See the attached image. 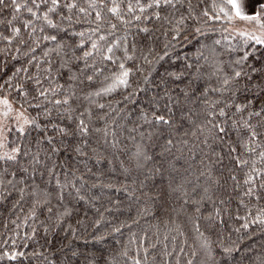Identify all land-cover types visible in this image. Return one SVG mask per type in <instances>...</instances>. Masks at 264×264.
<instances>
[{
	"label": "trees",
	"instance_id": "1",
	"mask_svg": "<svg viewBox=\"0 0 264 264\" xmlns=\"http://www.w3.org/2000/svg\"><path fill=\"white\" fill-rule=\"evenodd\" d=\"M67 2L76 3L77 8L69 12L63 7ZM89 2L62 0L61 7L49 14L59 28H66L67 32L49 28L42 19L30 16L23 9L19 13L11 7L0 9V34L11 38V43L0 38V86H3L0 97L9 98L19 108L21 105L27 107L24 97L16 89L28 74L39 75L44 87L60 83L67 93L75 91L76 95L70 102L74 109L70 112L73 118L87 108L92 115L91 118L85 115L84 119L90 126L111 130L120 125L115 127L120 140L118 148L105 143L102 133L92 132L84 147L87 155L61 151L54 154L52 160L45 156L47 145L36 143L43 133L32 131L28 137L20 136L16 131L9 134V149L11 142L20 143L25 149L31 148L33 154L39 152L41 160L46 163L32 165L29 163L31 154L21 157L20 164L0 161V264H134V257L141 258V264H161L156 249L152 248L154 244L161 251L167 245L172 253L165 257L168 264H177L178 261L186 264L188 259H193V264H259V258L264 257V225L250 224L247 229L241 225L246 222L243 217L249 212V219L256 216L264 219V211H260L264 201L257 202L243 196L246 187L243 180L250 168L236 167L233 156L239 154L248 158L250 164L257 158L255 155L248 157L238 143L237 138L243 133L232 128V120L226 124L228 136L223 140L210 139L211 147L202 141L213 134L207 129L201 134L198 128L205 123L203 112L210 110V104L220 97L211 89L219 87L233 71L242 69L246 76L252 77L249 84L264 85V45L233 35L228 30L232 12L228 0H192L190 17L185 0L184 6H177L176 10H159L161 20L137 21L131 25L112 17L107 8H89ZM48 6L42 5L38 15H42ZM121 7L126 11L125 5ZM80 8L86 11L81 13ZM97 11L117 24L115 31H111L108 24H103L99 32H93L97 27ZM204 12L208 15L205 16ZM61 16H70L72 20L60 19ZM181 16L189 18L183 25H177L176 21ZM25 24L29 27L26 28ZM14 27L20 28L18 36L13 35ZM143 27H147L149 32L139 31ZM177 27L180 28L176 33L179 39H172ZM79 32H84V36L78 35ZM49 34H56L57 42L49 43L42 39ZM99 35L106 39L99 40ZM115 41L121 44L115 52L120 59L111 63L103 59L102 52L106 45ZM92 42L97 43L101 51L89 57L88 62L102 71L90 86L76 87L69 77L79 75L77 69L84 67V61L77 60V57H81L84 51H95L90 48ZM81 43L83 48L78 47ZM125 45L133 56L132 60L122 59ZM144 56H148L151 64L145 62ZM244 57L246 59H242ZM49 61L52 68L50 79H44L43 69ZM121 62L134 73L129 77L130 87L121 86L103 94V90L121 74L118 67ZM18 68H28V73L17 75ZM87 74H93L92 67L87 69ZM193 76L199 79L193 80ZM70 83L73 85L71 88ZM30 87L34 85L30 84ZM202 89L208 90L207 97L200 95ZM90 91H100L102 95L85 99V93ZM185 91L190 96L194 94L193 102L185 98ZM257 92L258 89L252 88L239 95L238 99L251 100L253 105L262 106L264 92L258 95ZM34 94L30 93L29 99ZM169 100L172 103L165 107ZM99 104L106 105L105 109H100ZM51 107L47 103L27 107V114L38 116L42 125H49L43 111ZM188 109L193 110L192 119H182ZM145 112L149 120H152L153 112L165 115L172 120L174 127L146 122L141 115ZM236 119H240V114ZM244 119H247L246 114ZM51 121L62 126L73 125L72 120L58 117L55 111ZM133 128L136 131H131ZM170 138L176 146L167 152L165 145ZM181 140L187 141V147L179 143ZM229 145L236 147L237 153L230 155ZM138 151L144 155L137 156ZM54 163L55 172L49 175L45 168ZM21 165L28 168V173L21 171ZM256 167L264 170V161L257 160ZM34 168L44 171V176ZM29 174L34 179H30ZM232 175L239 183L230 179ZM57 179L60 185L67 186L63 189L62 202L57 198ZM35 184L40 187L34 197L30 193ZM178 185H183V188L173 192L172 187ZM21 187H25L23 197L19 191ZM204 188L209 189L207 195L212 196L216 205L207 200ZM77 189L83 200L77 198ZM44 190L50 195H46ZM201 196L205 197L201 213L207 216L219 206L225 221L210 228L204 219H200L203 236L195 230L200 213H194L190 204H183L184 199L199 200ZM220 199L225 201V205L219 204ZM241 199L247 208L240 205ZM145 208L147 211L143 212ZM237 215L242 219H235ZM133 218L139 223H132ZM128 224H131L130 228ZM117 228L120 231H115ZM237 228L240 230L236 231ZM205 243L210 247L202 248ZM180 248L184 249L183 253ZM225 248L233 249L232 253L225 254ZM146 250L149 253L147 260L142 259ZM193 251L197 253L195 258L191 256ZM10 256H15V259H10Z\"/></svg>",
	"mask_w": 264,
	"mask_h": 264
},
{
	"label": "snow or ice",
	"instance_id": "2",
	"mask_svg": "<svg viewBox=\"0 0 264 264\" xmlns=\"http://www.w3.org/2000/svg\"><path fill=\"white\" fill-rule=\"evenodd\" d=\"M228 2L229 4H231L232 8L237 9L236 17L238 19L248 21L259 20V12L252 15H245L240 10V7L238 6L236 0H228ZM122 4L126 6V11L121 7ZM184 4L185 0H119V2H117V0H99V2L98 0H90L88 7L92 9H96L98 6L101 9L107 8V11L111 13L112 17H115L123 24L131 25L137 21L146 22L153 19L161 20L162 17L161 12L159 10L168 8L176 10L177 6L183 7ZM187 4L189 6L188 12L190 17L192 11V0H187ZM42 5L49 6L47 7V10L43 12L42 15H38ZM61 5L62 0H22V2L21 0H0V9L11 7L15 13H19L21 9H23L30 16L36 19H42L49 28L67 32L68 30L66 28L60 29L59 25L55 23L53 18L49 15L50 13H55L56 10L61 7ZM63 7L70 12L72 9L77 8V4L74 2H67L63 3ZM79 11L83 13L86 11V9L80 8ZM221 11H223V9H221ZM137 12H139V15L136 14ZM128 14L132 15L125 19L124 17L128 16ZM204 15L207 16L208 13L204 12ZM225 15L228 14L225 13ZM189 17L181 16V18L176 21L177 25H183L184 21ZM13 18L15 19V17ZM60 19H67L71 21L72 17L61 16ZM209 19L213 18L209 17ZM215 19H219V17H216ZM229 20H231V17H229ZM95 22H97V27L93 30L94 33L99 32L103 24H108L111 31H115L117 28V24L111 23L109 20H107L106 17L103 16L100 11L96 12ZM169 23H171V21H169ZM9 24L11 25V21H9ZM25 27L27 28L29 27V25L25 24ZM260 27H264V24H260ZM34 30L35 29H33V31ZM12 31L13 35L18 36L20 33V28L14 27ZM41 31H43V29H41ZM139 31L148 33L149 29L147 27H143L139 28ZM179 31L180 28L177 27L175 29V32L173 33L172 39H179V36L176 35V33H178ZM197 31H199V29H197ZM78 35L83 37L84 32H79ZM241 35H243V33H241ZM0 38L7 40L9 43H11V38L8 36H3L2 34H0ZM42 39L49 43L57 42V35H45L42 37ZM98 39L103 41L106 39V37L104 35H99ZM248 39H254L257 44H264V40H261L259 37L250 36L248 37ZM216 43L219 44L220 42L216 41ZM60 47L63 48V45H60ZM78 47L83 48V43L79 44ZM120 47V41L110 42L108 45H106L102 52L103 59L111 63H116L117 59L120 58L115 56V52L116 50L120 49ZM90 48L95 51H84L81 57H77V60L82 59L84 61V67L77 69L79 75L73 74L69 77L70 81L75 82L76 87L90 86L94 83L95 76L98 75L100 71H102V69L96 68L94 65H91L88 62L89 57H94L96 52L101 50L95 42L91 43ZM133 48H135V45H133ZM17 51H19V49H17ZM32 51L34 52L35 48H33ZM149 51H151V49H149ZM45 56H47V53H45ZM32 59L34 60L35 57H33ZM122 59H133V56L129 53L128 47L126 45L124 47V56ZM143 59L146 63L151 64V61L148 59V56H144ZM242 59H246V57ZM29 63H31V61H29ZM237 63L239 64L241 63V61H237ZM47 64L48 66L43 69L45 73L44 79H50L49 74L52 71L51 62L49 61L47 62ZM36 67L37 69H39L40 65L37 64ZM89 67L93 68V74H87V69ZM118 67L122 70L121 74L116 77L114 83L110 87L105 88L103 90V94L111 93L114 89L121 86L124 88L130 87L129 77L134 73L131 71V69L126 68L125 63L123 62L119 63ZM189 67H191V65H189ZM137 71H140V69L137 68ZM21 72L27 74L28 68L16 69L17 75H19ZM196 79H199V77L193 76V80ZM251 79L252 77L250 75L246 76L242 69L235 70L233 71L230 77H225L223 79L219 87L212 88L211 91L218 92L220 94V97L214 103L210 104V110L203 112V115L205 117V123L201 124L198 130L201 134H203L205 129H207L208 133L213 134L210 136V138H206L202 141L204 145L211 147L210 139L223 140L225 136H228L226 124L228 120H232V128L236 129L238 132L243 133V136L238 137L237 140L240 146L244 148L248 157H252L253 155H255L258 161H264V105L255 106L253 105L251 100L245 102L238 99L239 95L244 94L252 88L258 89L257 95L260 92H264V85L249 84L248 81H251ZM30 84L34 85V87H30ZM229 85H231V87H229ZM2 87L3 86H0V88ZM69 87L71 88L73 87V85L70 83ZM16 90L20 93L21 96L24 97V103L27 105V107H39L43 103L52 105L51 108H45L43 111V115L48 118L49 125L51 127H49V125H42L39 122L38 116L25 115V113H27V107H24V105H21L23 111L16 117L17 124L14 126L15 131L23 137L30 136L32 131H38L43 133L42 136L37 138L36 143L37 145H47V149L45 151V156L47 160H52L53 155H58L61 151L76 153L80 156L87 155V153L84 152V147L88 144V140L86 138L89 137L92 132L102 133L105 143L110 144L114 149L118 148L120 140L117 137L115 127H120V125H115L114 121L113 124L115 125V127H113L111 130L108 127H104L103 129H101L99 127L90 126V124L84 119L85 115H87L89 118H91L92 115L90 109L87 108L84 111L80 112L75 118H73L70 115V112L74 111V109H72L70 102L75 97L76 93L75 91H73L71 94L67 93L63 84L57 83L55 86L49 85L48 87H44L39 75L28 74L26 78H24L23 83H21ZM33 92L35 94L31 95V99H29L30 93ZM207 92V89H202L200 95L203 97H207ZM100 95H102L100 91H90L85 93L84 98L91 100L92 96ZM184 96L188 100V102H193L195 99L194 94L190 96V93L188 91L184 92ZM164 98L165 97H161V99ZM125 99H127V96H125ZM32 101H36V103L33 104ZM2 103L4 104L5 108L8 109V111H11V106L7 99H4ZM153 103L154 106L157 103L155 101V98ZM171 103L172 101L169 100L165 107H168V105ZM98 107L100 109H105L106 105L99 104ZM53 111L57 113L58 117L64 116L69 120H72L73 125L69 127L67 125L62 126L53 123L51 121ZM237 114H240V119H236ZM245 114L247 116V119H244ZM4 115L5 117H7L8 112L6 111ZM104 115H106V113ZM141 115L146 122L152 123L154 121V123L157 125L163 124L169 126L170 128L174 127L172 120L166 117L165 115L153 112L152 120L148 119V114L146 112L142 113ZM192 115L193 110L188 109V112L185 114V116L182 117V119L191 120ZM103 118L104 117L102 115V119ZM21 120H23L22 124L19 123ZM12 130L13 129L9 128L7 125H5L4 128H0V148L9 149V142L6 132H11ZM131 131H136V129L133 128ZM192 135H195V133H192ZM73 140H75V143L72 142ZM179 143L187 147V141L181 140ZM175 146L176 144L174 140L170 138L166 141L165 151L171 152L172 148ZM228 151L231 155L237 153V148L229 145ZM30 154L31 161H29V163H31L32 165L35 166L46 163L45 161L41 160L39 152L33 154L31 153V148L25 149L20 143L17 142H11V148L9 150H6L3 155H0V161H7L11 163L20 164V158H26ZM213 154L219 155L217 153ZM143 155L144 153H141L139 151L137 152V156ZM220 159H223V157H220ZM233 159L235 160L236 167L243 168L245 166H249L250 168V170L246 172L245 179L243 180V184L246 186L243 192V196L248 197L250 200H255L257 202L264 201V170H261L256 167L257 160H253L250 164V160L248 158H243L239 154L233 156ZM99 162L100 161L98 160L97 163ZM21 171H23L24 173H28V168L23 167L21 165ZM34 171L39 172L40 176H44L45 174L44 171H40L39 169L34 168ZM45 171L49 175L54 174L55 163L51 167H46ZM89 171L91 170L89 169ZM124 171L127 172L128 169L125 168ZM201 175H205V173L201 172ZM13 176H15V173H13ZM29 178L34 179L31 174H29ZM80 179L82 180L83 178L81 177ZM208 179L211 180V177L209 176ZM230 179L239 183L235 175H232ZM9 183H11V181H9ZM21 183L25 184V181L21 180ZM56 183L59 189L57 193V198L59 201L62 202L64 198L63 189L67 186L60 185L58 179ZM214 183H218V181H214ZM25 186L27 185L25 184ZM93 186L95 187V185ZM39 187V184H35V187H33L30 195L35 197L37 195L36 189H38ZM72 187L75 188L74 183L72 184ZM181 188H183V185H178L172 187V191L179 192ZM19 191L21 197H23L25 194V187H21ZM44 191L46 195H50L46 192V190ZM208 191V188L203 189V192L207 196V200L211 201L213 205H216L217 202L212 199V196L207 195ZM76 192L77 198L83 200L84 197L80 195L79 189H77ZM185 196H187V193H185ZM137 199L139 198L137 197ZM37 203H39V201H37ZM203 203H205L204 196H201L199 200L195 198H188L183 200L184 205L190 204L192 206V211L194 213H200V215L197 216L195 230L197 233H200L201 236H203L204 234L203 232H201V227L199 224L200 219H204L207 222L208 227L210 228L216 226L217 224L225 223L219 206L215 207L213 213L204 216L201 213V206ZM219 204L225 205V201L223 199H220ZM240 205L245 208L248 207V205L244 203L243 199L240 200ZM48 211L51 212L52 209L49 208ZM97 211H99V209H97ZM142 211L146 212L147 208L143 209ZM260 211H264V207H262ZM249 216H251L250 212L248 216L243 217V219L246 221L241 225L243 228L247 229L250 224L264 225V219H262L260 216L253 217L252 219H249ZM235 219L240 220L242 218L237 215ZM132 223L138 224L139 220L133 218ZM96 226H99V222H96ZM127 227L130 228L131 224H128ZM239 230V228L236 229V231ZM115 231H120V228L115 229ZM181 235H183L182 232ZM164 239L168 240V237H164ZM173 240H175V237H173ZM141 243H143V241H141ZM201 247L209 248L210 245L205 243L201 245ZM152 248L156 249V256L159 257L161 264H168V260L165 259V257L171 256L172 253L168 251L167 245L165 244L162 251L156 248L155 244L152 245ZM179 251L183 253L184 249L180 248ZM223 251L225 254H230L232 253L233 249L225 248L223 249ZM148 254L149 253L146 250L142 259L147 260ZM125 255H127V253H125ZM191 256L192 258H195L197 256V253L193 251L191 253ZM9 258L15 259V256H10ZM133 259L134 264H141V258L134 257ZM177 264H179V261L177 262ZM186 264H193V259H188ZM259 264H264V257L259 258Z\"/></svg>",
	"mask_w": 264,
	"mask_h": 264
},
{
	"label": "rangeland",
	"instance_id": "3",
	"mask_svg": "<svg viewBox=\"0 0 264 264\" xmlns=\"http://www.w3.org/2000/svg\"><path fill=\"white\" fill-rule=\"evenodd\" d=\"M238 6L240 7V10L245 15H252L257 12H259V20L257 21H248V20H242L238 19L236 17V11L237 9L232 8L230 23L228 30L233 35H238L240 37H243L249 41L255 42L254 39H248L250 36L259 37L261 40H264V27H260V24H264V0H236ZM243 33V35H241ZM264 45V44H260ZM4 99H7L10 106L11 111H8V109L5 108L2 101ZM8 112V116L5 117L4 113ZM23 111V109L16 106L9 98L7 97H0V128H4L5 125H7L9 128H12V131H15V125L17 124L16 117ZM25 115H28L25 113ZM19 123H23V120H21ZM11 131V132H12ZM11 132H6L7 137H9V134ZM8 149L0 148V155H3L4 152Z\"/></svg>",
	"mask_w": 264,
	"mask_h": 264
}]
</instances>
